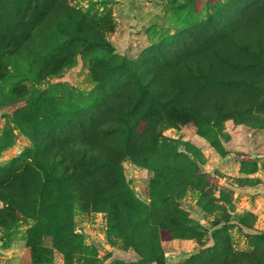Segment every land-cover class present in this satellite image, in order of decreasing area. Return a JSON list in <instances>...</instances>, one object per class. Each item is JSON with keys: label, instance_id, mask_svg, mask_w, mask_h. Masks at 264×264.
<instances>
[{"label": "rangeland", "instance_id": "obj_1", "mask_svg": "<svg viewBox=\"0 0 264 264\" xmlns=\"http://www.w3.org/2000/svg\"><path fill=\"white\" fill-rule=\"evenodd\" d=\"M27 4L0 0V37L22 31ZM43 11L28 40L0 45V264H264V0ZM143 90L162 95L156 144L121 154L115 175L73 167L80 124L146 107ZM40 156L58 163L52 181Z\"/></svg>", "mask_w": 264, "mask_h": 264}, {"label": "trees", "instance_id": "obj_2", "mask_svg": "<svg viewBox=\"0 0 264 264\" xmlns=\"http://www.w3.org/2000/svg\"><path fill=\"white\" fill-rule=\"evenodd\" d=\"M49 1L51 0H28V8L19 11L17 14L19 18L17 17L18 20L16 24H19L18 29L21 27L20 30L22 31L18 33L16 28L9 29L10 32L7 31L8 35L5 34L6 37H0V45H3L5 48L8 42L7 38L11 40L12 36H14L13 40L18 37H21L23 41L28 40L32 31V26H36L43 21V17L46 15V11L43 10L47 8ZM34 2L35 4L33 5ZM72 13L73 11H71V8L66 6V10L64 11L66 19H68L70 23L73 22L75 25L78 22L80 23L81 21L75 19ZM75 28L77 29L78 27ZM14 31H16L17 34ZM5 52L7 53L6 50ZM167 92L171 93L169 90H164L160 92V94H166ZM140 93L142 96L146 97V100H151L146 107L143 108L144 105L141 103L143 97H140L137 98L138 100L127 110L120 113L117 112V116L114 117L112 122L110 121L107 126H101L99 123L95 124L93 116L89 117L91 120L89 124H80L83 137L77 136L76 138L67 140L68 143L66 141V144H68L67 160L73 167L75 163H81L85 167L84 174L87 176H90L89 174H99L100 172L115 175L114 173L118 172L121 167V154L123 155L126 153L129 155V153L136 148L143 150L149 144H156L158 139L156 135L153 136L152 134L153 129H155L154 124H152V119L153 116L156 117L163 113L165 108H162L163 106L155 108L154 99L159 95V92H148L143 90V92L140 91ZM35 95L36 97L30 96L26 99L28 106H34L46 99V97L43 96L47 95V90L40 86ZM160 97H162V95H159V98ZM177 97L178 94L175 92L170 99L176 100ZM159 98L156 102L162 104L163 102L160 101ZM189 101L193 102L191 99ZM141 125H143V127L140 129L139 127H141ZM156 126L158 125L156 124ZM68 130L73 132V128H71L70 125H68ZM150 133L152 135H150ZM31 137L33 143L38 147L36 138H34V136ZM35 163L36 172L38 174L42 172L41 176L45 178L46 181H52L58 163L54 160H45L41 156ZM101 176L103 177V175ZM99 179L101 178L98 177L96 179L94 177V181Z\"/></svg>", "mask_w": 264, "mask_h": 264}]
</instances>
